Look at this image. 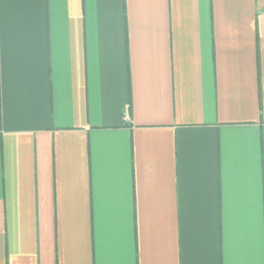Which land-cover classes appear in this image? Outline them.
Listing matches in <instances>:
<instances>
[{
  "label": "crops",
  "instance_id": "obj_1",
  "mask_svg": "<svg viewBox=\"0 0 264 264\" xmlns=\"http://www.w3.org/2000/svg\"><path fill=\"white\" fill-rule=\"evenodd\" d=\"M0 264H264V0H0Z\"/></svg>",
  "mask_w": 264,
  "mask_h": 264
},
{
  "label": "built area",
  "instance_id": "obj_2",
  "mask_svg": "<svg viewBox=\"0 0 264 264\" xmlns=\"http://www.w3.org/2000/svg\"><path fill=\"white\" fill-rule=\"evenodd\" d=\"M125 117L128 118L127 114L125 113Z\"/></svg>",
  "mask_w": 264,
  "mask_h": 264
}]
</instances>
